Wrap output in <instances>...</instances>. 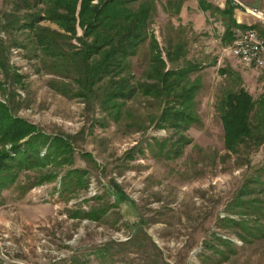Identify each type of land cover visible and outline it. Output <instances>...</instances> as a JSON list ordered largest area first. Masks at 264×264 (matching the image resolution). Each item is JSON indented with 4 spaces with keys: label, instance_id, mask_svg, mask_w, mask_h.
I'll use <instances>...</instances> for the list:
<instances>
[{
    "label": "rangeland",
    "instance_id": "1",
    "mask_svg": "<svg viewBox=\"0 0 264 264\" xmlns=\"http://www.w3.org/2000/svg\"><path fill=\"white\" fill-rule=\"evenodd\" d=\"M176 1L154 0L149 23L161 48L181 39L185 59L200 66L190 73L199 83L193 108L199 121L183 131L190 143L175 158H165L159 142L169 144L182 133L155 125L161 107L153 98L135 95L114 121L96 101L52 87L53 81L66 82L76 90L72 77L42 55L28 32L16 27L2 31L10 45V65L21 78L8 76L0 65V101L43 133L69 140L72 151L67 163L50 161L24 169L15 184L0 191V264H264V238L243 243L218 227L226 204L264 165V143L227 153L217 109L229 89L243 87L256 99L264 90V67L246 66L231 55L233 41L220 40V13L206 11L196 28L189 19L199 13L196 0H183L178 14ZM20 5L18 0H0L1 11ZM42 24L59 29L49 21ZM76 34H81L78 24ZM149 55L148 46H142L132 58L135 77L142 78ZM222 68L229 72L222 74ZM14 147L0 143V150L15 158ZM46 153L47 146L40 155ZM73 169L85 171L79 187L70 184ZM112 182L124 193L118 200ZM91 208L103 209L100 219L83 215ZM137 235L138 245L116 244ZM218 237L233 243V253L223 260L207 248H221ZM108 243V253L97 251Z\"/></svg>",
    "mask_w": 264,
    "mask_h": 264
},
{
    "label": "trees",
    "instance_id": "2",
    "mask_svg": "<svg viewBox=\"0 0 264 264\" xmlns=\"http://www.w3.org/2000/svg\"><path fill=\"white\" fill-rule=\"evenodd\" d=\"M18 2L21 5L14 11L0 10V65L8 76L18 81L21 78V74L10 65V45L2 38L1 33L16 27L28 32L38 50L53 61L58 71L72 77L76 90L72 89L71 83L53 81L51 85L58 92L67 96H82L87 101H96L114 121L119 120L125 112L122 110L125 101L135 95L153 98L157 102L156 106L161 107L154 117L157 123L155 125L182 133L169 144L160 141V153L165 158H175L181 154L183 147L190 143V138L186 137L183 131L199 121L193 110L199 83L195 82L197 77L190 78V73L200 66L197 61L185 59L187 49L181 39L174 43L168 41L163 48L159 46L155 35L149 29L155 9L154 0ZM182 2L183 0L176 1L175 14H178ZM197 2L202 11H217L221 14L223 33L220 40L224 44L231 45L235 40L234 29L237 26L246 29L245 25L238 24L234 19L235 5L230 0H226L223 8L214 7L206 0ZM41 3L44 5L40 6ZM19 8H26V11L21 12ZM43 21L52 22L59 29L43 25ZM77 24L81 28L80 35L76 34ZM251 27L257 29L264 38V27L255 24ZM142 46H148L150 55L143 64L146 65V70L141 74L142 78H139L132 72V58ZM220 72L223 74L229 70L222 68ZM234 75L238 77L237 74ZM217 109L227 153H238L242 146L257 148L264 143V90L254 99L243 87L229 89L219 100ZM8 142L14 144L18 153L14 158L8 151L0 150V191L15 184L24 169L42 167L50 161L58 165L67 163L70 158L67 154L72 151L69 140L61 135L51 137L43 133L27 121L15 117L11 106L0 101V143ZM46 146L47 153L41 156V150ZM75 172L77 175H74ZM84 172L71 170L70 176L73 174V177L70 184L74 183L79 187L83 183L81 175ZM51 177L53 174L49 176ZM111 185L115 198H122L124 193L121 187L115 182ZM262 193L264 165L243 182L226 204V215L218 218V227L234 233L243 243L264 238ZM102 211L103 209L91 208L83 215L97 220L100 219ZM75 215L80 216V212ZM231 215H236L237 218ZM139 239L137 235L126 242L116 244L138 245L135 241ZM217 239L223 248L208 244L207 248L212 247V251L220 260L228 258L234 251L233 243L226 238ZM111 246L108 243L97 247V251L101 254L108 253ZM73 264L78 263L73 261Z\"/></svg>",
    "mask_w": 264,
    "mask_h": 264
},
{
    "label": "crops",
    "instance_id": "3",
    "mask_svg": "<svg viewBox=\"0 0 264 264\" xmlns=\"http://www.w3.org/2000/svg\"><path fill=\"white\" fill-rule=\"evenodd\" d=\"M206 1L211 2L212 5H213V3H215L218 8H223L225 5V2H226V0H206ZM230 1L235 5V7L233 9V17L236 20V22L238 24L245 25L246 26L245 28H250V29L238 28V31H235L236 32V38H235V40H233V43H232V46H233L235 41L239 38V36L243 32L249 31V30L255 31V30H253L255 28L251 27V25L255 24V25H258L259 27H264V0H230ZM195 4L197 7L198 6L197 0L195 1ZM249 8L256 9L258 12L261 13L262 16L258 15V14L251 13L249 11ZM184 9H186V8H184ZM196 10L200 14L199 13H193L191 16H189V19L192 20V22L195 24V27L197 28V27H200L199 26L200 25V23H199L200 17L202 16L203 20H204L205 13L208 10L202 11L200 9V11H199L198 7L196 8ZM183 11L186 14L187 10H183ZM237 27H240V26H237ZM242 28H244V27H242ZM256 31H257V29H256ZM257 33H258V31H257ZM261 39L264 41L263 37Z\"/></svg>",
    "mask_w": 264,
    "mask_h": 264
},
{
    "label": "built area",
    "instance_id": "4",
    "mask_svg": "<svg viewBox=\"0 0 264 264\" xmlns=\"http://www.w3.org/2000/svg\"><path fill=\"white\" fill-rule=\"evenodd\" d=\"M249 11L253 14L261 15V13L256 9L249 8ZM234 31H238V27H236ZM250 34H256L261 37L258 33ZM229 50L231 55L236 57L242 64L246 66L264 67V56L256 55L253 52L252 46L247 42V39L245 42H238L232 49Z\"/></svg>",
    "mask_w": 264,
    "mask_h": 264
},
{
    "label": "bare ground",
    "instance_id": "5",
    "mask_svg": "<svg viewBox=\"0 0 264 264\" xmlns=\"http://www.w3.org/2000/svg\"><path fill=\"white\" fill-rule=\"evenodd\" d=\"M250 33H257L255 31L249 30L243 32L239 38L235 41L232 48L238 43V42H245L247 39V42L252 46L253 52L258 56H264V41L256 34H250ZM248 34V35H247Z\"/></svg>",
    "mask_w": 264,
    "mask_h": 264
}]
</instances>
